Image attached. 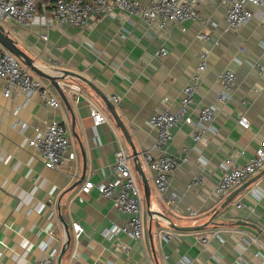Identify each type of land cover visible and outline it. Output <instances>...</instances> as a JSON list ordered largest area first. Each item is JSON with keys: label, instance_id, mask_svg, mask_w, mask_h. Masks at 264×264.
I'll return each instance as SVG.
<instances>
[{"label": "crops", "instance_id": "crops-1", "mask_svg": "<svg viewBox=\"0 0 264 264\" xmlns=\"http://www.w3.org/2000/svg\"><path fill=\"white\" fill-rule=\"evenodd\" d=\"M140 1L148 4L152 0ZM53 2L37 0L30 26L14 21L0 24L42 69L72 70L99 86L115 103L139 154L153 148L156 141L158 129L149 122L150 117L158 110L179 107L203 49H208L209 67L201 73L190 111L197 119L199 106L217 105V131L196 141L193 124L183 121L172 128L165 150L187 159L170 173L163 194L155 170L140 157L154 212L148 210L145 182L133 160L143 196L144 237L137 240L126 233L108 237L106 228L124 224L128 215L111 197L97 189L85 192L82 186L86 180L99 183L114 178L118 149L133 153L103 98L82 79L68 76L60 80L68 106L51 81L29 66L59 107L50 106L38 94L26 102L19 89L8 98L5 84L0 82V264H33L47 252L56 264H141L147 257L155 264H177L184 255L192 260L190 264H264V167L226 194L219 196L214 191L225 159L233 157L244 163L264 143V71L258 65L264 63V8L252 4L251 21L232 28L226 18V2L193 0L204 21L169 20L164 30L152 36L140 14L120 8L93 11L84 28L69 23L49 25ZM201 31L209 38L198 37ZM162 48L164 54L159 53ZM226 70L235 71L236 82L231 98L220 102L217 95L223 87L218 72ZM91 107L106 116L97 128ZM240 112L250 118L249 128L238 123ZM54 121L67 128L75 158L66 157L62 167L49 168L29 140ZM152 151L155 156L160 154L157 149ZM75 222L84 228L79 236ZM65 223L71 240L62 255L68 238ZM171 223L208 225L179 230ZM211 232L216 235L206 244L201 242L199 236ZM251 236H259V242L246 240Z\"/></svg>", "mask_w": 264, "mask_h": 264}, {"label": "built area", "instance_id": "built-area-1", "mask_svg": "<svg viewBox=\"0 0 264 264\" xmlns=\"http://www.w3.org/2000/svg\"><path fill=\"white\" fill-rule=\"evenodd\" d=\"M228 4L226 18L232 28H239L247 25L254 16L252 4L264 8V0H223ZM94 6L92 0H54L52 3L51 14L47 17L49 25H61L69 23L73 26L84 28L89 24L93 11L112 12L115 8L123 9L131 14H140L145 25L146 32L155 36L164 30L169 20L175 23H182L187 20H202L204 18L195 9L193 0H152L145 4L140 0H96ZM37 0H0V22L14 21L21 26H30L33 23L36 11ZM212 21V20H211ZM213 22V21H212ZM215 23V22H213ZM186 30V27H182ZM44 38H48L43 34ZM198 37L208 39L206 32H199ZM216 42H218L216 40ZM166 50L162 48L159 53L164 54ZM199 64L193 80L184 87L179 107L176 110L166 108L158 110L150 117L149 122L158 129V134L153 148L143 150L139 155L142 156L149 167L156 172V184L158 190L163 194L169 187L170 173L181 165L185 157H176L169 154L165 147L172 138V128L181 122L194 125L193 137L196 141L203 138L207 132H216L215 125L218 106L215 104H204L198 107L199 116L195 119L190 111L193 102V95L199 85L202 71L208 69V49H203L198 53ZM260 69L264 71V63H258ZM57 73L62 74L61 71ZM222 80V91L217 98L220 102H227L231 98V92L236 82V73L232 70L218 72ZM0 82L5 84L4 95L10 97L13 90L19 89L26 96V102L38 94L47 104L59 107V101L53 97L50 90L41 81L33 77L31 69L17 58L3 43L0 42ZM112 98L119 101L120 97L113 94ZM245 102V100H243ZM21 106L14 110L17 113ZM90 114L93 118V125L97 128L106 121L105 114L96 107H91ZM238 123L244 128H249L251 121L246 113L240 112L237 116ZM40 154L43 162L49 168L62 167L65 158H75L72 151V142L67 128L60 122L54 121L43 129H38L37 134L29 140ZM153 149H157L160 154L155 156ZM133 154L120 148L116 152V159L113 165L114 178L107 182H93L86 180L82 186L85 192L93 189L99 190L100 194L111 197L114 205L128 215L124 224L114 223L106 228L105 235L108 237L117 236L121 233L129 234L139 240L144 237V207L143 196L138 186L133 171ZM264 167V143L256 148L254 154L244 163L238 162L233 157H228L221 163L222 174L218 179L214 191L221 196L226 194L231 188L241 184L259 169ZM242 206L241 202L237 203ZM191 213L195 210L191 209ZM84 230L79 222L74 223V231L77 236ZM264 234V228L262 229ZM211 235L201 234L199 239L206 244ZM259 236H251L246 240L252 239L259 242ZM262 245V244H261ZM191 259L184 255L177 264H190ZM33 264H56L54 257L48 252L36 258ZM141 264H155L147 257Z\"/></svg>", "mask_w": 264, "mask_h": 264}, {"label": "water", "instance_id": "water-1", "mask_svg": "<svg viewBox=\"0 0 264 264\" xmlns=\"http://www.w3.org/2000/svg\"><path fill=\"white\" fill-rule=\"evenodd\" d=\"M0 42L3 43L17 58H19L21 61H23L33 71H35L37 74H39L43 77L48 78L51 81V83L60 92L63 100L66 102V104L68 106L70 105V103H69L68 98L64 92V89L62 88V86L60 84V80L65 79L68 76L82 79L88 85H90L98 94H100V96L103 98L106 105L108 106L110 112L112 113L117 125L121 128V130L123 131L127 141L131 145L132 153L134 156L133 160L135 163V168L137 169V171L142 176V178L145 182V198H146L148 210L150 212H152V211L154 212V210L152 208V204H151V189H150L149 183L147 181V178L145 176V172H144L143 167H142V161L140 159L139 152H138V150H137V148L133 142L132 135L129 131L128 126L126 125V123L124 122L122 117L120 116L115 103L107 96V94L99 86H97L91 79H89L88 77H86L85 75H83L81 73H78V72H75L72 70H68V69H60L62 74H59L57 72H51V71H46V70L42 69L41 66L36 64L34 58L32 56H30L24 49H22L18 45V42L12 36H10V34L6 31L4 25H2V24H0ZM233 197L234 196H232L229 200H227L222 205V207H225L232 200ZM160 213L162 215L166 216L164 213H162V212H160ZM206 225H208V223H204V224L199 225V226H178L175 223H171L172 227L179 229V230H195V229L203 228ZM65 226L67 229L68 238H67L66 244L62 250V255L66 249V246L70 243V240H71V234H70L69 226L67 223H65ZM60 261H61V258H60Z\"/></svg>", "mask_w": 264, "mask_h": 264}, {"label": "rangeland", "instance_id": "rangeland-1", "mask_svg": "<svg viewBox=\"0 0 264 264\" xmlns=\"http://www.w3.org/2000/svg\"><path fill=\"white\" fill-rule=\"evenodd\" d=\"M34 74V73H33ZM136 177L138 178L137 174H136Z\"/></svg>", "mask_w": 264, "mask_h": 264}]
</instances>
